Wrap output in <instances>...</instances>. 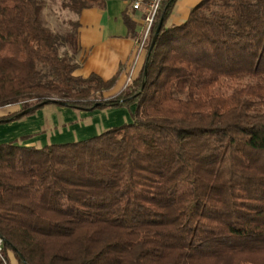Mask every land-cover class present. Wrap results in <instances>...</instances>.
<instances>
[{
    "label": "trees",
    "instance_id": "trees-1",
    "mask_svg": "<svg viewBox=\"0 0 264 264\" xmlns=\"http://www.w3.org/2000/svg\"><path fill=\"white\" fill-rule=\"evenodd\" d=\"M176 1H161L138 76L105 98L117 76H74L59 52L76 22L62 38L40 0H0V108L19 106L0 124L49 104L131 118L76 142L0 143V264H264V0H201L167 26Z\"/></svg>",
    "mask_w": 264,
    "mask_h": 264
},
{
    "label": "crops",
    "instance_id": "crops-1",
    "mask_svg": "<svg viewBox=\"0 0 264 264\" xmlns=\"http://www.w3.org/2000/svg\"><path fill=\"white\" fill-rule=\"evenodd\" d=\"M136 1L140 2L138 9H134L133 3L129 1L109 0L105 3L103 9L96 7L84 9L79 14H75L76 17L73 18V22L78 24L75 50L71 49V54H69V56H73V62L76 64L73 75L87 78L94 74L102 80H109L117 76L114 87L104 94L106 97L115 96L124 90L128 76L131 74V78L134 80L145 61L146 53H140L136 56L135 52L136 42L143 28L146 0H135L134 2ZM200 1L177 0L166 25L173 26L183 23L188 17L191 8ZM125 12L129 13V18L134 25L133 32L135 37L131 36L123 21ZM110 110L115 112L112 116L116 118L125 112V109ZM132 110L133 108H131ZM128 113L129 117L125 116L127 123L131 121L130 111ZM15 121L11 123H16L17 121ZM18 121L20 120L18 119ZM115 123L119 126L121 122L117 120ZM27 132L35 133L33 131ZM27 132L2 138V143L16 142L21 145L26 142H22L24 137V140H31V135H26ZM57 139L63 140L64 138ZM8 258L9 264H17L11 253L8 254Z\"/></svg>",
    "mask_w": 264,
    "mask_h": 264
},
{
    "label": "rangeland",
    "instance_id": "rangeland-1",
    "mask_svg": "<svg viewBox=\"0 0 264 264\" xmlns=\"http://www.w3.org/2000/svg\"><path fill=\"white\" fill-rule=\"evenodd\" d=\"M43 8L40 13L42 25L59 37H66L73 32L71 23L76 15L63 8L64 0H40ZM60 54H71V45L62 41ZM146 53V51L144 52ZM105 98H111L106 97ZM113 97V96H112ZM19 110V106H9L0 108V117H5ZM124 114L112 116L115 112L110 109L82 112L68 108L58 107L52 104L45 105L29 116L16 120V123L0 124V143L2 138L15 136V134L31 135V140H24L23 146H33L40 148L54 142H76L96 136L113 126L120 120V125L127 123L125 116L129 117L128 111ZM131 119V118H130ZM35 130V131H34ZM36 136V137H35ZM46 136V137H44ZM34 138V140H32ZM63 137V140L57 139ZM57 139V140H55Z\"/></svg>",
    "mask_w": 264,
    "mask_h": 264
},
{
    "label": "built area",
    "instance_id": "built-area-1",
    "mask_svg": "<svg viewBox=\"0 0 264 264\" xmlns=\"http://www.w3.org/2000/svg\"><path fill=\"white\" fill-rule=\"evenodd\" d=\"M161 1L162 0H146L145 2V17L143 21V28L141 31V35L136 42V52H135L136 56L146 51V43L148 41L150 30L154 23L156 14L159 10ZM132 6L134 9H138L140 7V2L138 1L134 2ZM132 81L133 80L130 74L126 79L125 87L129 86L132 83ZM2 253H3V241L2 238L0 237V258H2Z\"/></svg>",
    "mask_w": 264,
    "mask_h": 264
},
{
    "label": "water",
    "instance_id": "water-1",
    "mask_svg": "<svg viewBox=\"0 0 264 264\" xmlns=\"http://www.w3.org/2000/svg\"><path fill=\"white\" fill-rule=\"evenodd\" d=\"M159 29H160V28L158 27V29L156 30L155 34L153 35V37H152V39H151L150 47H149V51H151V49H152L153 46H154L155 40H156V38H157V36H158V34H159Z\"/></svg>",
    "mask_w": 264,
    "mask_h": 264
}]
</instances>
